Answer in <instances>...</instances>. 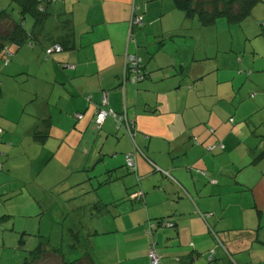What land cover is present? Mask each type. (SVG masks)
Wrapping results in <instances>:
<instances>
[{"label":"crops","instance_id":"1","mask_svg":"<svg viewBox=\"0 0 264 264\" xmlns=\"http://www.w3.org/2000/svg\"><path fill=\"white\" fill-rule=\"evenodd\" d=\"M52 11L53 32L29 28L35 36L21 47L5 45L22 57L13 63L29 86L0 120L9 146L16 143L9 132L24 145L20 178L8 168L0 190L35 198L39 206L31 205L41 212L27 216H38L40 226L54 208V223L68 226L77 241L86 236L89 248L115 235L110 264L135 257L136 264H151L152 242L158 264H264V44L245 42L233 65L210 69L200 43L205 26L174 0H63ZM135 13L144 24L128 42ZM65 19L68 26H60ZM224 21L217 23L225 27ZM60 39L65 49L47 58ZM127 51L142 57L144 80H124ZM14 84L11 97L22 88ZM105 92V108L126 109L137 124V172L126 166L133 146L115 120L108 116L100 129L94 123ZM219 141L223 149L206 150ZM135 191L143 200L132 199ZM165 220L173 226L162 227ZM92 255L97 264L107 257L102 250Z\"/></svg>","mask_w":264,"mask_h":264},{"label":"rangeland","instance_id":"2","mask_svg":"<svg viewBox=\"0 0 264 264\" xmlns=\"http://www.w3.org/2000/svg\"><path fill=\"white\" fill-rule=\"evenodd\" d=\"M261 3L257 4V7L255 6V9L253 8L254 11H252L255 13L256 17H261L259 20H256L254 14L251 13L240 23H228L225 19H222L225 20L224 22H227L225 23V27H220L221 23L218 22L212 27L209 26L203 28L202 34L200 35V43L206 50V56L203 59L205 65L210 67V69L211 66L217 67L218 64L221 66L233 65L237 52H240L241 54L244 53L245 42L251 43V46L252 44L255 45V43L264 44V13L257 14L259 12L258 10H264V4ZM56 5L57 2H53L51 9ZM1 11L7 12L18 22L25 19L27 30L35 27L37 29L41 26L37 23V16L35 14L30 11H26L25 14L22 12L17 0H0V12ZM51 17L52 18L46 19L45 27L53 28L50 29L53 32L56 26L55 20L53 19L55 17L52 15ZM61 25L62 24L60 23V26ZM64 29L65 28L63 27H59L60 32L64 31ZM245 33H248L251 36L248 40L244 39L246 37ZM233 36L234 39L232 40ZM10 47V51L13 53L12 58H10L11 62L8 60L5 62L3 58V53L5 54V51L3 48L0 50V120L5 117L4 115L7 104L12 99H17V97L24 93L29 86V84L25 82V76L19 74L22 69L21 65H19L18 69H15L16 63L18 62V64H20L22 62V57L16 55L18 52L16 51L15 46L11 45ZM248 54L252 56L251 51ZM15 58H17V62L14 64L13 61ZM5 63L9 64L6 65ZM18 82L22 83V88H17L15 91L16 93H14L15 96L11 97V94H13L12 92L14 91L13 85ZM26 115H28V112ZM9 133L10 139L15 140L16 143L10 147L6 138L3 137V135L0 137V181L1 174L7 173L8 168L13 172L11 176L16 178L15 171H18L17 178H20V163L17 158L23 152L24 145H22L20 137H13L12 132ZM25 136L27 135L24 133V137ZM28 140H30L29 136ZM137 140L139 141L138 138ZM214 144H211V146ZM8 160H10L9 164L7 163ZM15 163L17 164V167L11 168V165ZM3 165L4 169L2 168ZM6 179L9 180L8 177H6ZM3 186L4 185H2L0 190V264H24L26 260L31 261L32 257L30 256V252L38 245L40 235L43 237L42 240L46 242L48 246L53 247V249L57 248L61 251L60 253L58 252V255L61 256L62 253L63 256H65L64 258L66 261L74 262L78 259L82 260V258H84L82 264H91L90 259L87 256L89 255L87 253L90 249H92L90 250V252H92L91 254L98 250L105 252L107 257L106 259H102L104 264H106L107 261L110 264L114 260L113 252L110 251L116 249L113 244H111V240L116 239L115 235L104 241L101 239L102 242L98 244L101 247L89 248L87 243L91 244V242L86 239V236L83 234L81 235L84 237L82 238L84 242L77 241L68 226L65 224L60 225V223H54L52 218L54 208L48 211L44 219L45 223L42 222L43 226L41 224V227L39 225L38 216H27L28 214L35 215L36 213L41 212V210H37L35 206L33 207V205H31V202H33L35 198L31 196L33 199L29 200L30 198L18 194L17 192H15V196L14 194L7 195L8 192L6 191V187ZM18 186H20V181L14 186H12L11 182L10 187L15 188ZM35 204L37 207L39 206L37 201ZM96 225L101 229L100 231H105V228H102L104 226L101 222L96 223ZM108 227L110 228L111 224H108ZM101 233L104 235V232ZM23 237L25 238V243L19 244L20 239ZM73 246L74 248H72ZM48 249L51 250L50 248ZM120 251L123 255L127 254V250L124 247L120 248ZM135 258V262L133 261L134 259H128V263L136 264L137 257ZM43 264L64 263L63 261H60L58 257H53L51 260L44 262Z\"/></svg>","mask_w":264,"mask_h":264},{"label":"trees","instance_id":"3","mask_svg":"<svg viewBox=\"0 0 264 264\" xmlns=\"http://www.w3.org/2000/svg\"><path fill=\"white\" fill-rule=\"evenodd\" d=\"M17 1H18L19 6L21 7L22 12L25 14L26 11H30L31 13L35 14L37 16V23H39L42 26V25H45L46 19H48L53 13L51 9L52 3L53 2L59 3V2H62L63 0H17ZM174 2L177 8L184 10L187 13V15L190 17L196 16L202 26L208 27V26H212L216 24L217 21L221 19H225L229 23H235V22L240 23L246 17H248V15L252 13L253 8L257 4L264 2V0H174ZM61 24L62 26H64L65 24H67L68 26L69 20L65 19L61 21ZM34 36H35V32L25 30L23 27V23H21V21L17 22V20L13 19L12 16L9 15L5 11L0 12V50L1 48H3V50L5 51V54L3 56L5 62L6 60L11 62L10 58H12L13 56V53L10 51L9 47L5 46L7 43H14L18 47H21V45L26 42V38L28 37L33 38ZM66 45H67V42L64 43L60 39L59 41H56L55 43H53L49 48L59 46L62 50H64ZM46 55H47L46 57L48 58L49 53L47 52V49H46ZM9 63H5V64L8 65ZM65 63L70 64L69 62H65ZM65 68L70 70L68 67H65ZM146 77H148V72L146 73ZM85 98L87 99V101L91 102L90 96H86ZM99 106L101 107L102 104L100 103L98 107ZM125 111L126 109L122 112H117V111L115 112L119 113L120 116L126 113L129 119L134 120L130 118L127 111L126 112ZM77 114H76V117H77ZM109 116L112 117L113 120H115L117 129L122 130L124 134L128 136V138L130 139L132 143L130 136L124 131L123 127L118 128V125H121L122 121L116 120L114 116H111V115ZM231 121H233V118L231 119ZM94 123L97 129H100L103 125L102 124L100 127H98L95 121V116H94ZM135 126L137 128V124ZM1 133L3 134L2 130H0V136H1ZM43 135L44 134H36V137L42 138ZM137 135H138V131H137ZM219 142H222V141H219ZM132 146H133V143H132ZM217 148L223 149L224 147L218 146ZM125 159H126V153H125ZM201 216L203 217L202 213H201ZM206 218L203 217V219L205 220ZM165 227H168V226H165ZM72 233L74 237L76 238L77 234L75 232H72ZM39 237L40 239H39L38 245L30 252L31 254L30 256L32 257V260L31 261L26 260L24 264H43L44 262L51 260L53 257H58L60 261H63L64 264H82L84 258H82V260L78 259L74 262L66 261V259L64 258L65 256H63L62 253H61V256L58 255V252L60 253L61 251H59L57 248L53 249V247L48 246L46 242H42L43 237L42 236H39ZM22 243H25L24 237L21 238L19 241V244H22ZM48 248H50L51 250H49ZM72 248H74V246ZM91 253L92 252H90V250L87 253L89 254L87 256L90 259V263L97 264L96 259L93 257ZM213 253H214V250H212V253L210 254L211 256L210 259H212ZM191 264H194L193 261L191 262Z\"/></svg>","mask_w":264,"mask_h":264},{"label":"built area","instance_id":"4","mask_svg":"<svg viewBox=\"0 0 264 264\" xmlns=\"http://www.w3.org/2000/svg\"><path fill=\"white\" fill-rule=\"evenodd\" d=\"M133 10L136 11V7H133ZM144 21H143V15L141 14H134L131 22H130V28H129V36H128V42H130L131 40L134 39V30L137 27H141L143 26ZM62 49L57 46V47H51L47 49V52L50 54L53 51H61ZM64 67H68L69 69H74L75 65L74 64H67V63H63ZM146 70L143 64V59L142 57L137 53H130V52H126L125 54V66H124V80H131L133 82H140L142 80L145 79L146 77ZM102 106L98 107V109L96 110L95 113V121L98 125V127H100L107 116L111 115L114 116V118H116V120L122 121L121 125H118V128H122L124 129V131L130 136L132 143H133V148L131 151H128L126 153V166L128 167V169L131 172H137V155L139 153V151H141V148L139 147V144L136 141V137H137V128H136V124L134 122V120H131L128 118L127 114L124 113L123 115L120 116L119 113L115 112V110H113L112 108H105V106L109 105V98L107 96V92L104 93L103 97H102V101H101ZM104 106V107H103ZM126 112V111H125ZM119 114V115H118ZM83 117L82 113L77 114V118L81 119ZM195 140L197 141V138H195ZM198 143V141H197ZM224 147V143L223 142H218L215 143L214 145H208L207 146V151L208 152H212L214 151L215 148L217 147ZM214 183L217 182L216 179L213 180ZM141 190V189H140ZM132 198L133 200H137V201H141L143 200V193L141 191H135L132 194ZM204 218H206L208 216V214L204 213L202 214ZM171 227L173 226L172 223L164 221V223H162V227ZM155 242H152V244L150 245V250H149V254L148 257L150 259L151 264H158L160 262V256L156 250V246H155Z\"/></svg>","mask_w":264,"mask_h":264}]
</instances>
